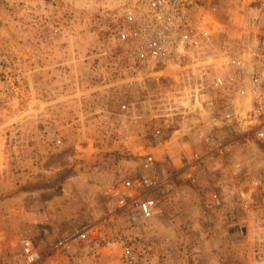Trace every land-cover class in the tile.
<instances>
[{
	"label": "rangeland",
	"instance_id": "1",
	"mask_svg": "<svg viewBox=\"0 0 264 264\" xmlns=\"http://www.w3.org/2000/svg\"><path fill=\"white\" fill-rule=\"evenodd\" d=\"M247 2L213 0L212 10L221 22L254 16ZM112 8L0 0V264H19L23 239L39 264H121L124 245L137 264H264V146L224 127L219 95L196 104L174 70L146 80L115 38ZM146 156L169 191L158 218L133 226L108 194ZM217 187L224 208L208 210ZM83 226L97 244L55 249Z\"/></svg>",
	"mask_w": 264,
	"mask_h": 264
},
{
	"label": "built area",
	"instance_id": "2",
	"mask_svg": "<svg viewBox=\"0 0 264 264\" xmlns=\"http://www.w3.org/2000/svg\"><path fill=\"white\" fill-rule=\"evenodd\" d=\"M115 38L123 43L126 56L140 68H146V80L175 71L184 89L192 92L194 102L205 94L221 97L222 124L239 136H251L264 146V0H248L246 8L254 16L237 12L235 19L219 21L212 10L213 0H111ZM242 11V9H241ZM217 24V26H215ZM139 71V70H138ZM124 109V108H123ZM213 120V119H212ZM159 135L160 131L157 130ZM211 136H206L209 141ZM214 150V149H213ZM222 153V146L215 149ZM201 158L189 163L194 173L187 178L196 183ZM150 156L141 163V174L111 188L108 194L116 213L130 225L142 224L161 215L160 196L169 191L167 184L154 174ZM261 181L253 186L259 187ZM224 189L215 188L205 195L208 210L221 211L225 205ZM246 204L248 198H242ZM94 227L83 226L70 233L55 249L68 250L73 244H97ZM19 264H39L40 256L31 240L19 242ZM121 264H137L138 255L131 245H124Z\"/></svg>",
	"mask_w": 264,
	"mask_h": 264
},
{
	"label": "bare ground",
	"instance_id": "3",
	"mask_svg": "<svg viewBox=\"0 0 264 264\" xmlns=\"http://www.w3.org/2000/svg\"><path fill=\"white\" fill-rule=\"evenodd\" d=\"M217 24H215V26H216Z\"/></svg>",
	"mask_w": 264,
	"mask_h": 264
}]
</instances>
